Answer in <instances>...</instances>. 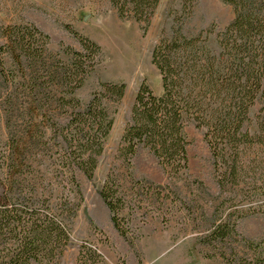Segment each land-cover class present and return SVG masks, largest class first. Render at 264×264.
Returning a JSON list of instances; mask_svg holds the SVG:
<instances>
[{
  "label": "trees",
  "instance_id": "16d2710c",
  "mask_svg": "<svg viewBox=\"0 0 264 264\" xmlns=\"http://www.w3.org/2000/svg\"><path fill=\"white\" fill-rule=\"evenodd\" d=\"M108 1L119 19L134 21L144 32L160 2ZM178 1L179 8L168 13L170 27L162 29L151 52L161 94H154L145 81L140 84L118 158L130 168L137 151L145 148L168 179L178 178L188 170L184 127L192 123L203 132L219 190L252 186L257 171L264 175V123H258L254 134L244 126L250 109L264 99V0H220L232 8L233 19L217 33L215 49L208 44L212 30L183 32L198 0ZM66 30L79 49L49 51V36L30 22L0 29V76L10 78L12 86L1 104L8 140L0 155V264H58L83 200L77 175L92 179L113 126L106 103H117L125 94L122 82L100 83L85 105L75 97L103 53L97 43ZM6 58L10 70H5ZM128 179L144 188L145 182L130 173ZM98 195L114 229L133 246L128 229L120 225L127 206L113 171ZM229 228L214 226L210 242L223 241ZM100 262L96 247H79L75 264Z\"/></svg>",
  "mask_w": 264,
  "mask_h": 264
},
{
  "label": "rangeland",
  "instance_id": "374dc122",
  "mask_svg": "<svg viewBox=\"0 0 264 264\" xmlns=\"http://www.w3.org/2000/svg\"><path fill=\"white\" fill-rule=\"evenodd\" d=\"M178 8V0H160L144 32L134 21L119 19L108 0H0V29L23 21L33 23L49 36L48 50L59 52L62 46L80 48L66 30L70 27L101 47V63L75 93L82 104L89 101L100 83L126 85L119 102L106 103L113 126L104 141L92 179L77 175L83 200L70 225V244L58 264H75L81 245L96 247L101 255L100 264H258L264 261V175L257 171L252 186L242 185L234 192H221L202 130L192 123L185 125L184 134L189 142L188 170L178 178L168 179L156 158L145 148L137 151L130 168L118 158L120 139L140 84L145 81L156 95L161 90L160 75L151 63V52L162 29L170 27L169 11ZM232 19V8L220 0H198L183 32L195 35L201 30H212L208 44L215 49L217 33ZM10 69V60L6 58L5 70ZM11 87L10 78L4 80L0 76V155L8 140L1 104ZM249 120L244 130L254 134L258 123H264V99L250 109ZM50 139L49 148L55 143ZM111 171L120 178L125 194L127 207L120 214V225L128 229L133 246L114 229L110 212L98 195ZM128 173L134 180L145 182L144 188L132 184ZM246 181L250 180L246 178ZM166 185L169 188H156ZM1 192L0 184V195ZM220 225H228L229 234L223 241L210 242V232Z\"/></svg>",
  "mask_w": 264,
  "mask_h": 264
},
{
  "label": "crops",
  "instance_id": "0c3cea01",
  "mask_svg": "<svg viewBox=\"0 0 264 264\" xmlns=\"http://www.w3.org/2000/svg\"><path fill=\"white\" fill-rule=\"evenodd\" d=\"M161 94V90L159 91V94L158 95H160Z\"/></svg>",
  "mask_w": 264,
  "mask_h": 264
},
{
  "label": "bare ground",
  "instance_id": "6f19581e",
  "mask_svg": "<svg viewBox=\"0 0 264 264\" xmlns=\"http://www.w3.org/2000/svg\"><path fill=\"white\" fill-rule=\"evenodd\" d=\"M111 36V35H110ZM113 37V36H112ZM113 41V40H112Z\"/></svg>",
  "mask_w": 264,
  "mask_h": 264
}]
</instances>
